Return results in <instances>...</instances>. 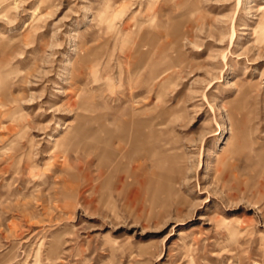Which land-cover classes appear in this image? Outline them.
<instances>
[{
	"label": "rangeland",
	"instance_id": "rangeland-1",
	"mask_svg": "<svg viewBox=\"0 0 264 264\" xmlns=\"http://www.w3.org/2000/svg\"><path fill=\"white\" fill-rule=\"evenodd\" d=\"M0 264H264V0H0Z\"/></svg>",
	"mask_w": 264,
	"mask_h": 264
},
{
	"label": "bare ground",
	"instance_id": "bare-ground-1",
	"mask_svg": "<svg viewBox=\"0 0 264 264\" xmlns=\"http://www.w3.org/2000/svg\"><path fill=\"white\" fill-rule=\"evenodd\" d=\"M108 134H109V136H110V135L112 134L111 131H108ZM117 138H118V141L121 143L122 141H121L120 137L118 136ZM109 142H111V141H110V140L108 141L107 146L110 145ZM151 146H152V145H151ZM112 151H113V150H112ZM147 152H148V151H147Z\"/></svg>",
	"mask_w": 264,
	"mask_h": 264
}]
</instances>
